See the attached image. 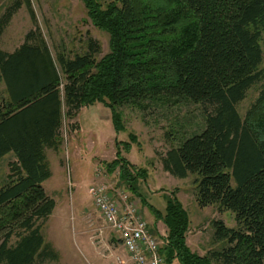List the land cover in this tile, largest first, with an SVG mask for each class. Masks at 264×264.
I'll use <instances>...</instances> for the list:
<instances>
[{"label": "trees", "instance_id": "16d2710c", "mask_svg": "<svg viewBox=\"0 0 264 264\" xmlns=\"http://www.w3.org/2000/svg\"><path fill=\"white\" fill-rule=\"evenodd\" d=\"M82 2L90 23L108 35L100 59L92 38L84 54L54 59L33 32L12 52L0 50V159L9 152L16 158L0 186V264L57 259L42 234L55 207L43 182L51 175L45 150H58L62 118L100 103L119 132L117 108L145 101L204 109L203 129L167 150L162 167L178 179L195 176L197 205L231 211L236 223L214 221V239L225 245L200 256L185 242L187 212L168 200L163 214L154 212L167 227L165 264H264V0ZM20 7L16 0L6 9L0 35ZM255 86L242 117L237 105ZM113 165L134 180L119 153L108 170Z\"/></svg>", "mask_w": 264, "mask_h": 264}, {"label": "rangeland", "instance_id": "374dc122", "mask_svg": "<svg viewBox=\"0 0 264 264\" xmlns=\"http://www.w3.org/2000/svg\"><path fill=\"white\" fill-rule=\"evenodd\" d=\"M15 1L0 0V18ZM20 1L21 7L1 32L0 50L12 52L24 42L27 33L33 32L54 59L58 54L66 58L84 54L91 38L99 45L97 59L108 52V35L87 19L82 0H28L30 9L24 0ZM112 1L99 0L103 7ZM260 47L264 67V32ZM258 88L252 87L237 105L240 116L255 100ZM4 96L0 82V106ZM117 112L123 126L119 132L113 127L110 110L100 103L82 107L72 118L63 117L58 150H45L51 175L43 188L55 207L42 234L57 259L44 264L130 263L94 204L89 191L94 185L126 193L127 201L137 207L150 232L166 237L167 227L154 212L163 214L166 202L176 198L188 215L185 242L190 251L200 256L219 251L225 243L214 239L212 223L218 220L236 228L234 214L220 211L216 205L200 208L195 200V176L175 178L163 170L161 163L167 150L203 129L204 109L186 101H145L123 105ZM117 152L128 164L134 180L122 176L119 166L108 170ZM15 160L12 153L0 159V186L6 182ZM15 241L12 238L10 243Z\"/></svg>", "mask_w": 264, "mask_h": 264}, {"label": "built area", "instance_id": "2783aa9c", "mask_svg": "<svg viewBox=\"0 0 264 264\" xmlns=\"http://www.w3.org/2000/svg\"><path fill=\"white\" fill-rule=\"evenodd\" d=\"M89 191L104 223L125 251L130 263L165 264L161 251L168 243L167 237L150 232L137 207L132 201H127L126 193H114L104 185H94Z\"/></svg>", "mask_w": 264, "mask_h": 264}, {"label": "crops", "instance_id": "0c3cea01", "mask_svg": "<svg viewBox=\"0 0 264 264\" xmlns=\"http://www.w3.org/2000/svg\"><path fill=\"white\" fill-rule=\"evenodd\" d=\"M52 150V149H51ZM54 151V150H53ZM9 153H12V152H9ZM13 154V153H12ZM87 219H88V217H87ZM149 224V223H148ZM152 234H154V235H156V236H160L158 233H156L155 231L154 232H151ZM113 246H111V248H112ZM110 250V252L112 251V249H109ZM113 252V251H112ZM129 264H132V263H129Z\"/></svg>", "mask_w": 264, "mask_h": 264}]
</instances>
